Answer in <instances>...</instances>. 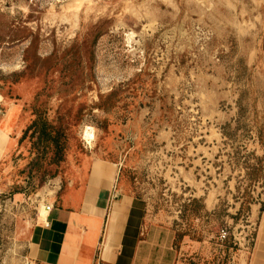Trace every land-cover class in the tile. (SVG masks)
<instances>
[{"label": "rangeland", "instance_id": "obj_1", "mask_svg": "<svg viewBox=\"0 0 264 264\" xmlns=\"http://www.w3.org/2000/svg\"><path fill=\"white\" fill-rule=\"evenodd\" d=\"M242 91L262 113L264 0H0V264H34L40 206L90 160L135 203L136 264H252L263 180L243 167L261 150L220 130Z\"/></svg>", "mask_w": 264, "mask_h": 264}, {"label": "crops", "instance_id": "obj_2", "mask_svg": "<svg viewBox=\"0 0 264 264\" xmlns=\"http://www.w3.org/2000/svg\"><path fill=\"white\" fill-rule=\"evenodd\" d=\"M8 137L0 128V162ZM114 165L99 160L83 164L79 183L68 184L56 193L46 225L39 229L33 251L34 264H136L137 250L128 251L127 238L134 219V201L113 194ZM128 201L127 212L114 210L120 200ZM252 264H264V252ZM126 253H130L126 257ZM258 262V263H256Z\"/></svg>", "mask_w": 264, "mask_h": 264}, {"label": "trees", "instance_id": "obj_3", "mask_svg": "<svg viewBox=\"0 0 264 264\" xmlns=\"http://www.w3.org/2000/svg\"><path fill=\"white\" fill-rule=\"evenodd\" d=\"M106 21L100 22V33L97 35H103V27ZM248 91L239 92L235 102V116L230 122L225 123L221 130V136L228 142L230 149H247L244 145L245 142H250L256 149L261 150L259 157H254L253 163L244 164V175L250 187H254L257 183V179L261 178L262 183L259 185L261 189L260 195L264 200V111L258 113V111L250 105L247 108L246 101L248 99ZM113 95V94H112ZM34 121L28 128L36 127ZM40 133L45 136V141L51 143L53 149H55V156L58 160H62V149L63 145L59 143L60 133L56 132L54 136L50 137L45 130H41ZM183 237V236H182Z\"/></svg>", "mask_w": 264, "mask_h": 264}, {"label": "bare ground", "instance_id": "obj_4", "mask_svg": "<svg viewBox=\"0 0 264 264\" xmlns=\"http://www.w3.org/2000/svg\"><path fill=\"white\" fill-rule=\"evenodd\" d=\"M38 215V219L39 221H44L46 215H47V212L45 210V206L44 205H41L40 208H39V213L37 214ZM261 227H262V232L264 234V215L262 217V221H261ZM262 234V235H263Z\"/></svg>", "mask_w": 264, "mask_h": 264}, {"label": "built area", "instance_id": "obj_5", "mask_svg": "<svg viewBox=\"0 0 264 264\" xmlns=\"http://www.w3.org/2000/svg\"><path fill=\"white\" fill-rule=\"evenodd\" d=\"M50 209H51V206L50 205H45V210L47 212V215L50 212Z\"/></svg>", "mask_w": 264, "mask_h": 264}, {"label": "clouds", "instance_id": "obj_6", "mask_svg": "<svg viewBox=\"0 0 264 264\" xmlns=\"http://www.w3.org/2000/svg\"><path fill=\"white\" fill-rule=\"evenodd\" d=\"M88 135H89V133H88Z\"/></svg>", "mask_w": 264, "mask_h": 264}]
</instances>
